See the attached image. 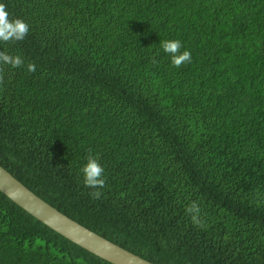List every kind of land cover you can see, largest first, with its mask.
<instances>
[{"label": "trees", "instance_id": "16d2710c", "mask_svg": "<svg viewBox=\"0 0 264 264\" xmlns=\"http://www.w3.org/2000/svg\"><path fill=\"white\" fill-rule=\"evenodd\" d=\"M0 165L154 264H264V0H0ZM179 40L192 61L160 47ZM105 169L93 199L80 168ZM201 208L203 227L186 208ZM0 264H112L0 192Z\"/></svg>", "mask_w": 264, "mask_h": 264}, {"label": "water", "instance_id": "95a60500", "mask_svg": "<svg viewBox=\"0 0 264 264\" xmlns=\"http://www.w3.org/2000/svg\"><path fill=\"white\" fill-rule=\"evenodd\" d=\"M0 192L72 243L112 264H154L72 220L42 200L0 165Z\"/></svg>", "mask_w": 264, "mask_h": 264}, {"label": "clouds", "instance_id": "9594fccd", "mask_svg": "<svg viewBox=\"0 0 264 264\" xmlns=\"http://www.w3.org/2000/svg\"><path fill=\"white\" fill-rule=\"evenodd\" d=\"M29 33V25L21 18H9L6 6L0 3V42L9 43L25 39ZM160 47L168 54L173 67L180 68L192 61L191 52L184 49L179 40H162ZM0 65H8L12 68L26 67L28 72H35L36 65L25 61L20 55L8 54L6 51H0ZM2 67H0V83L3 82ZM85 163L80 168L82 183L86 188L91 189L89 195L93 199H99L102 196V189L106 186L105 169L99 162L98 156L89 149L85 156ZM186 213L190 216L192 223L197 227H203L201 220V208L193 202L186 208Z\"/></svg>", "mask_w": 264, "mask_h": 264}]
</instances>
